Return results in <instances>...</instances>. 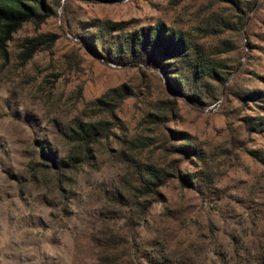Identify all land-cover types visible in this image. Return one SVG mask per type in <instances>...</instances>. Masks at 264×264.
Returning <instances> with one entry per match:
<instances>
[{
	"label": "rangeland",
	"instance_id": "1",
	"mask_svg": "<svg viewBox=\"0 0 264 264\" xmlns=\"http://www.w3.org/2000/svg\"><path fill=\"white\" fill-rule=\"evenodd\" d=\"M115 1L62 0L55 17L40 26L23 25L7 44V59L0 57V264H100L99 255L110 262L106 251L117 242L139 237L149 244L154 227L173 246L193 242L180 264H238L235 249L264 244V164L250 155L256 152L264 160V129L257 134L250 122L262 114L252 102L237 99L240 91L264 93L258 78L264 77V0H255L242 28L236 24L240 13L217 0ZM251 1L238 0L243 12ZM212 13L230 25L213 36ZM93 21L129 23L128 29L162 22L226 65L227 88L218 101L207 98L206 107L194 108L177 99L167 124L189 139L196 160L154 148L136 153L144 165L150 160L171 175L172 161L180 162L183 175L203 182L204 197L180 190L174 180L158 188L162 200L138 197L133 170L117 154L101 156L93 169L77 176L66 198L57 194L52 175L42 174L43 143L108 92L129 90L119 119L130 138L148 137V143L155 135L145 113L174 99L155 73L94 58L82 41L89 39ZM50 35L57 37L54 44L21 62L26 39ZM203 198L212 213L209 224ZM195 221L202 228L198 235Z\"/></svg>",
	"mask_w": 264,
	"mask_h": 264
},
{
	"label": "trees",
	"instance_id": "2",
	"mask_svg": "<svg viewBox=\"0 0 264 264\" xmlns=\"http://www.w3.org/2000/svg\"><path fill=\"white\" fill-rule=\"evenodd\" d=\"M62 0H0V57L7 59V44L12 40L23 25L31 23L40 26L51 17H55L54 7L60 8ZM104 4L116 2L115 0H92ZM255 0H252L243 12L238 0H217V3L226 4L234 11L240 13L236 23L242 28L247 20V13L251 10ZM229 21L222 16L212 13V36L223 33L229 28ZM129 23H114L110 21H93L88 27L89 39L84 36L85 46L97 60L106 61L120 67L131 66L137 70H148L159 76L164 87L173 97L160 106L152 107L151 112L145 113L146 124L154 128V139L148 143V137L130 138L128 130L121 124L119 108L122 102L129 98V90L119 88L105 94L88 104V108L81 115L74 118L68 127L56 131L51 140H47L40 147L42 174H51L55 183V190L62 198L67 197V187L77 176L87 170L93 169L103 155L117 154L122 162L130 164L135 185L133 187L138 197H148L152 200L162 196L157 192L174 180L180 190L192 191L204 197L199 177L183 175L178 163L172 161L168 173L150 160L144 165L136 155L145 148H154L165 156L173 155L179 158H192L196 160L198 153L191 146L184 134L167 129L168 122L176 110V100H183L194 108L206 107V99L218 101V95L226 90L228 74L226 65L221 59H214L206 48L195 43L186 33L167 27L162 22L154 25L142 26L137 29H128ZM238 29V28H237ZM216 37V36H215ZM55 35L26 39L23 42V52L20 55L22 63H26L41 49L43 45L54 44ZM264 86V77H258ZM263 92L259 90L240 91L237 99L242 104L252 102L260 110V114L251 118V128L257 134L264 129V103ZM164 130L169 135L164 134ZM163 136L162 141L158 136ZM167 139V141H166ZM175 143L169 144L168 141ZM177 144V145H176ZM116 146H123L117 151ZM125 147V148H124ZM252 158L264 164V160L256 152L250 153ZM208 184V183H206ZM206 199H201L206 220L211 222V209ZM158 201V200H156ZM160 201V200H159ZM202 211V213H204ZM196 235L202 232L201 224L193 223ZM152 240L149 244L139 237L119 241L111 251V261H103V255L98 258L100 264H180L184 255L193 250V242L188 244L171 245L160 237V230L151 229ZM212 245L207 244L206 250ZM236 244L233 245L236 248ZM242 246V244L240 245ZM253 246V247H251ZM121 249V255L116 252ZM238 248V247H237ZM252 248V249H250ZM238 264H264V244L250 243L235 249Z\"/></svg>",
	"mask_w": 264,
	"mask_h": 264
}]
</instances>
